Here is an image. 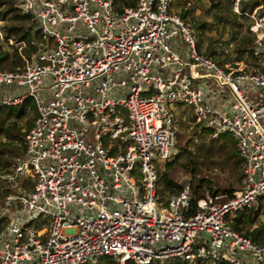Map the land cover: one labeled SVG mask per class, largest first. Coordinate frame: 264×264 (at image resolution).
Segmentation results:
<instances>
[{
	"label": "built area",
	"instance_id": "built-area-1",
	"mask_svg": "<svg viewBox=\"0 0 264 264\" xmlns=\"http://www.w3.org/2000/svg\"><path fill=\"white\" fill-rule=\"evenodd\" d=\"M18 1L28 37L20 63L0 67V107L30 100L35 116L0 173V264H264V244L231 225L264 207L263 6L248 14L246 67L206 56L174 0ZM174 104L210 138L229 134L241 162L239 187L200 196L193 214L187 185L157 204L153 160L188 120Z\"/></svg>",
	"mask_w": 264,
	"mask_h": 264
},
{
	"label": "rangeland",
	"instance_id": "rangeland-1",
	"mask_svg": "<svg viewBox=\"0 0 264 264\" xmlns=\"http://www.w3.org/2000/svg\"><path fill=\"white\" fill-rule=\"evenodd\" d=\"M235 0H174L172 2L173 9L177 13L188 10L185 15V21L189 27L193 30V35L196 39V43L199 45V49L205 54L208 46H212L220 54V57L216 63L218 65H245L248 67L249 51L244 53L239 61L236 56V45L244 44L246 49L250 46L243 40L246 35L250 34L247 30V25L250 20L249 16H243L237 13L236 25H231L227 19L233 18L231 12H235ZM244 2H250V0H239L238 8ZM118 5H122L124 2H118ZM261 1L258 6H264ZM19 1L15 0V6L18 7ZM6 4H0V11L6 10ZM19 8V7H18ZM263 8V7H262ZM241 10V9H240ZM22 12V10L20 9ZM19 12V11H18ZM11 11H7L4 19L0 16V46L1 51H8L9 57L4 61L6 68H10L11 57L14 53L15 39L13 35L8 38H4L6 27L11 25H25L27 22H21L12 17ZM203 27L200 28L199 25ZM251 37V36H250ZM178 50H181V54L184 46L175 45ZM18 53V49H17ZM216 58V57H215ZM217 59V58H216ZM23 60V59H22ZM174 110L183 115L186 119L189 118L190 113L186 105L174 104ZM2 114L4 123L2 129H0V173L9 168L16 159L22 153V137L27 128L31 125L32 120L35 116V109L30 108L25 114L15 119L13 116L4 117ZM15 120V121H13ZM15 122V126L12 128L10 123ZM10 130V134L14 137L7 135L4 128ZM211 142L209 132L203 130L198 132L196 127L192 125L191 118L187 121H183L179 126L178 134L176 137L173 154H179L178 157L171 155L170 161L173 164L169 166V179L173 182L180 184L182 187L189 186L192 196H204L206 193L211 194L209 186L212 190L219 189L218 193H222L223 189L233 188L237 189L240 184L241 172L239 162H237V152L233 151L234 140L229 134H221ZM233 144V145H232ZM186 149V151H185ZM235 153V154H234ZM167 161V160H166ZM159 162L157 159L153 160L154 166L164 172L167 169L165 162ZM185 164L188 167H185ZM201 180V181H200ZM200 184L197 188L198 191H194L195 187ZM9 183L0 177V206L4 204V197L11 190L8 187ZM167 191L162 190V185L158 181L157 183V204L159 206H167V199L169 197ZM237 216V215H236ZM44 218V216H43ZM232 217L231 219H233ZM42 218H38L32 221V225L40 227ZM242 227L244 231H251L256 227L264 225V207L258 210L253 221L243 222ZM97 259L92 264L99 263Z\"/></svg>",
	"mask_w": 264,
	"mask_h": 264
},
{
	"label": "trees",
	"instance_id": "trees-1",
	"mask_svg": "<svg viewBox=\"0 0 264 264\" xmlns=\"http://www.w3.org/2000/svg\"><path fill=\"white\" fill-rule=\"evenodd\" d=\"M261 1L263 2L262 4H264V0H250V2L242 3V5L240 6V9H241V13L240 14L243 16V14H245L244 12H246L247 14H245V16L247 17L248 14H250L252 12V10L256 6H258V4ZM118 2L119 3L120 2H124L123 4H125V5H133L135 0H118ZM2 3L6 4L7 8L4 11H0L1 19H4L7 11H11L12 14H13V16H12L13 18H15L16 20H19V21H21L23 23L27 22L28 15L23 13V12H21L20 8L15 6V0H0V4H2ZM187 12H188V10L182 11V13H179V15L181 17L185 18V15L187 14ZM263 12H264V6H263V8L259 9V13H263ZM231 15H233V18H229V19H227V21L231 25L238 24L239 22L237 21L236 12L232 11ZM199 26H200V28L203 27L201 24ZM11 35H13V38L15 39V41L20 40V39H26L28 37V33L26 31L25 25H23V24L21 25L20 24V25H11V26L6 27V31L4 33V38H8ZM243 40L248 44L247 46L251 45V37L249 35H246L243 38ZM242 45H244V44H238V45H236V48H235L236 52L238 54L236 56L237 61H239L241 59L242 55L247 50L250 51V47L248 49H246V45L245 46H242ZM219 54L220 53L217 50H215L212 46H210V47L208 46L207 51H205V55L206 56H209V57L213 58L216 61L220 60L219 59L220 57H218ZM8 57H9L8 51H1V46H0V67L1 68H6V66L4 65V61ZM18 63H20V59H19V57L17 55V47H15L14 48V53H13V55L11 57V62H10V68L9 69L13 68V66L15 64H18ZM223 64H224V62H223ZM27 105H30L32 109L34 108L33 103H31L30 100H26L24 103H22L19 106L0 107V129L3 128L2 125L4 123V119L2 118V114L3 113L5 114L4 117L8 118L10 116H13L15 119H19L25 114ZM13 121H15V120H13ZM10 125L13 128L15 126V122H11ZM194 127H196V126H194ZM7 128H8V126L6 128H4V130L6 131L7 135L10 136V137H14V135L10 134V132H9L10 130H7ZM196 130H197V128H196ZM198 132H200V131H198ZM24 134H25V132H24ZM210 139H211L210 140L211 142H213V140H217L216 138L215 139L214 138H210ZM22 140H23V137H22ZM234 148H235V146L233 145V151H234ZM22 150H23V148H22ZM22 150H21V152H22ZM185 151H186V149H185ZM174 155H175V157L179 156L178 153L177 154H173V156ZM236 161L239 162V165H241V162H240V159L238 158V156H237V160ZM172 164H173V161H170V159H168L165 162V165L167 166L166 171L160 172V170H158V172H159V182L162 185V190H165V191H167L168 193H171V194H175V193H178L182 189V186L180 184H177V183L173 182L171 179H169V166L172 165ZM185 167H188V165L185 164ZM200 186L201 185L198 184L195 187L194 191L195 192L198 191L197 188L200 187ZM209 189L212 191L211 193H213V194L214 193H218L220 191L218 188L212 190L211 186H209ZM233 191H234L233 188H228V189H223L221 192L222 193H227L230 196L233 193ZM171 194H169V196ZM199 197H200V195L191 196V200H190L191 207L187 210V214H193L196 211V200ZM257 213H258V209L257 210L247 209L246 212H241L237 216H235L232 219L231 225H232V227L234 229H236L240 233H243V234H245L247 236H250L256 242L264 244V225L256 227V228H254L251 231H244L243 230L244 228L241 225L245 221L246 222L253 221ZM99 260H100V262L96 263V264H119L113 258H111L109 256L100 257ZM86 264H92V263L89 262V263H86ZM124 264H137V263H135V262H133L131 260H128ZM149 264H191V263L175 258V259H168V260L164 261L163 263H160L159 261L156 260V261L150 262ZM193 264H228V263H224V262L223 263L222 262H220V263H210V262H204V261H196Z\"/></svg>",
	"mask_w": 264,
	"mask_h": 264
}]
</instances>
